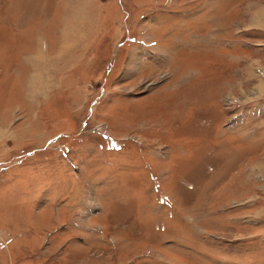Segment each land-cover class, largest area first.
<instances>
[{"label":"rangeland","instance_id":"1","mask_svg":"<svg viewBox=\"0 0 264 264\" xmlns=\"http://www.w3.org/2000/svg\"><path fill=\"white\" fill-rule=\"evenodd\" d=\"M0 264H264V0H0Z\"/></svg>","mask_w":264,"mask_h":264}]
</instances>
